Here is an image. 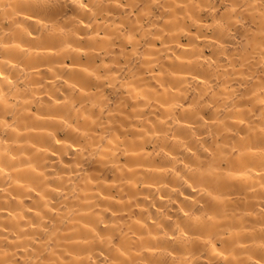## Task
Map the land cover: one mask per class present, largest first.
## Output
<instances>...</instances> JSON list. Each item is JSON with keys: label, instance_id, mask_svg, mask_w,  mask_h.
I'll return each mask as SVG.
<instances>
[{"label": "bare ground", "instance_id": "1", "mask_svg": "<svg viewBox=\"0 0 264 264\" xmlns=\"http://www.w3.org/2000/svg\"><path fill=\"white\" fill-rule=\"evenodd\" d=\"M0 264H264V0H0Z\"/></svg>", "mask_w": 264, "mask_h": 264}]
</instances>
